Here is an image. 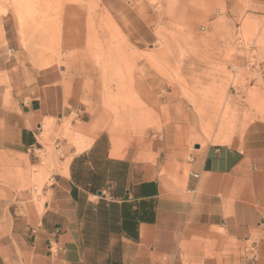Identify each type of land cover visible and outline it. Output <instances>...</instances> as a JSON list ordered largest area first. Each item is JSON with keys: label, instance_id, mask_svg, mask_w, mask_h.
Wrapping results in <instances>:
<instances>
[{"label": "crops", "instance_id": "obj_1", "mask_svg": "<svg viewBox=\"0 0 264 264\" xmlns=\"http://www.w3.org/2000/svg\"><path fill=\"white\" fill-rule=\"evenodd\" d=\"M19 50L10 12L0 16V75L12 80L11 91L0 87V160L23 155L31 163L45 120L56 133L65 118L74 115V125L91 118L67 96L64 72L47 68L24 82ZM97 129L83 128L90 139L78 133L83 145L71 149L67 169L50 177L37 204L0 192V264H264L263 121L234 147L188 152L166 136L153 161L119 152Z\"/></svg>", "mask_w": 264, "mask_h": 264}, {"label": "rangeland", "instance_id": "obj_2", "mask_svg": "<svg viewBox=\"0 0 264 264\" xmlns=\"http://www.w3.org/2000/svg\"><path fill=\"white\" fill-rule=\"evenodd\" d=\"M131 1L0 0V16L11 12L16 22L23 81L47 68L64 72L67 96L91 118H65L56 133L45 120L31 163L23 155L0 160L2 196L11 190L13 202L37 204L83 145L78 133L92 138L83 128L94 123L119 152L153 161L166 136L188 152L234 147L249 125L264 122V1ZM11 86L1 74L0 87Z\"/></svg>", "mask_w": 264, "mask_h": 264}, {"label": "bare ground", "instance_id": "obj_3", "mask_svg": "<svg viewBox=\"0 0 264 264\" xmlns=\"http://www.w3.org/2000/svg\"><path fill=\"white\" fill-rule=\"evenodd\" d=\"M73 9H74V8H73ZM21 22H22V25H23V18H22ZM51 122L53 123V121H51ZM50 126H51V128H52L53 124H51ZM66 136H69V135H68V134H66ZM74 138H75V137H74ZM79 140H80V143H82V142H83V139H82V138H81V139H79ZM78 143H79V142H78ZM84 146H85V145H84ZM49 157H50V156H49ZM67 166H68V165H66V167H65L66 169H67ZM29 176H30V175H29ZM177 177H178V176H177Z\"/></svg>", "mask_w": 264, "mask_h": 264}, {"label": "built area", "instance_id": "obj_4", "mask_svg": "<svg viewBox=\"0 0 264 264\" xmlns=\"http://www.w3.org/2000/svg\"><path fill=\"white\" fill-rule=\"evenodd\" d=\"M260 70L264 74V66H262V68H260Z\"/></svg>", "mask_w": 264, "mask_h": 264}, {"label": "water", "instance_id": "obj_5", "mask_svg": "<svg viewBox=\"0 0 264 264\" xmlns=\"http://www.w3.org/2000/svg\"><path fill=\"white\" fill-rule=\"evenodd\" d=\"M199 146H197V148H198Z\"/></svg>", "mask_w": 264, "mask_h": 264}]
</instances>
